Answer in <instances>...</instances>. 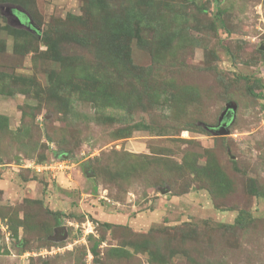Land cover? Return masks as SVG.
<instances>
[{"label":"rangeland","instance_id":"374dc122","mask_svg":"<svg viewBox=\"0 0 264 264\" xmlns=\"http://www.w3.org/2000/svg\"><path fill=\"white\" fill-rule=\"evenodd\" d=\"M28 3L63 61L0 0V264H264V0Z\"/></svg>","mask_w":264,"mask_h":264},{"label":"trees","instance_id":"16d2710c","mask_svg":"<svg viewBox=\"0 0 264 264\" xmlns=\"http://www.w3.org/2000/svg\"><path fill=\"white\" fill-rule=\"evenodd\" d=\"M188 1H194V0H188ZM214 2L216 3V7H217V0H214ZM2 4L7 5V9H9L11 12L12 17L16 16L19 20V22L16 21L15 17L14 20L15 22H12L9 25H5V27L13 32L14 34H18V35H23V34H27L29 37H33V39L38 40L40 38V40H44L45 43H47V48L49 49L51 56L53 58H58L56 59L57 61H63V59H60V52L57 50L56 46L52 43V41H50V39L47 38L46 33L43 31V33L39 34V28L36 27V25L34 26V21H33V16L31 13V10L29 8V3L28 0H1ZM221 10L220 9H216L215 12V20L217 21H221L220 17H221ZM39 27V26H38ZM29 28V29H28ZM33 31V33L31 32ZM117 33V32H116ZM52 43V44H51ZM226 52L228 53V51L226 50ZM261 52V51H260ZM261 54H263V52H261ZM257 84H255L258 88V91L262 88L261 82L258 80L256 81ZM251 94L253 96H257V97H264V93L262 94V91L260 93H255L254 91L251 92ZM220 124V121L218 123V125ZM217 125V126H218ZM216 126V127H217ZM215 127V128H216ZM211 128H209L210 131ZM52 157L51 158H63L65 157L64 153L61 152H52ZM215 185V183H213ZM213 187V185H212ZM57 215L58 213L55 212ZM243 216L240 214H237L235 220L236 225H240L241 227V222H242Z\"/></svg>","mask_w":264,"mask_h":264},{"label":"water","instance_id":"95a60500","mask_svg":"<svg viewBox=\"0 0 264 264\" xmlns=\"http://www.w3.org/2000/svg\"><path fill=\"white\" fill-rule=\"evenodd\" d=\"M8 12L10 13L11 11L9 9H7ZM16 21L19 22L18 18L16 16H14ZM262 50L264 48H261ZM234 110V107L231 106L230 104L228 105V108L226 109V112L220 117V126L218 128H211L210 131L214 134V135H220V136H225L228 134V130L226 129L227 128V121L223 120V117H228V112ZM91 173V172H90ZM85 174L87 176L88 175V172H85ZM90 176H92V173L90 174ZM162 193H165V191H162ZM66 236V229L64 226H61V227H56L55 228V235L51 238V239H54V240H62L63 238H65Z\"/></svg>","mask_w":264,"mask_h":264},{"label":"built area","instance_id":"2783aa9c","mask_svg":"<svg viewBox=\"0 0 264 264\" xmlns=\"http://www.w3.org/2000/svg\"><path fill=\"white\" fill-rule=\"evenodd\" d=\"M36 164H38V163H36ZM65 164H70L66 159H59V158H51V160L47 163V166L50 168V167H54V168H59V169H61L60 167H64L65 166ZM30 165H33V163H30L29 164V166ZM71 165V164H70ZM43 165H40V164H38V165H35L34 166V169L37 171V172H39V171H41V169H43V167H42ZM49 171L50 172H52V170L51 169H49Z\"/></svg>","mask_w":264,"mask_h":264},{"label":"clouds","instance_id":"9594fccd","mask_svg":"<svg viewBox=\"0 0 264 264\" xmlns=\"http://www.w3.org/2000/svg\"><path fill=\"white\" fill-rule=\"evenodd\" d=\"M220 124H221V123H220ZM220 124H219L216 128H218V127L220 126ZM227 125H228V122H227ZM62 159H64V157H63Z\"/></svg>","mask_w":264,"mask_h":264},{"label":"flooded vegetation","instance_id":"af4514ba","mask_svg":"<svg viewBox=\"0 0 264 264\" xmlns=\"http://www.w3.org/2000/svg\"><path fill=\"white\" fill-rule=\"evenodd\" d=\"M227 119H228V118H227ZM223 120L227 121V120H226V117H223Z\"/></svg>","mask_w":264,"mask_h":264},{"label":"crops","instance_id":"0c3cea01","mask_svg":"<svg viewBox=\"0 0 264 264\" xmlns=\"http://www.w3.org/2000/svg\"><path fill=\"white\" fill-rule=\"evenodd\" d=\"M197 196H194V198L193 199H195Z\"/></svg>","mask_w":264,"mask_h":264}]
</instances>
